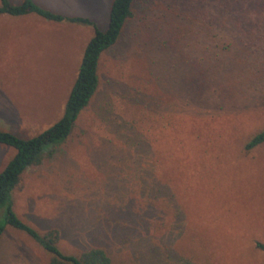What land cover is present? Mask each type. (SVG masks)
<instances>
[{"label":"rangeland","instance_id":"obj_1","mask_svg":"<svg viewBox=\"0 0 264 264\" xmlns=\"http://www.w3.org/2000/svg\"><path fill=\"white\" fill-rule=\"evenodd\" d=\"M33 1L92 25L0 21V131L19 138L61 117L111 3ZM97 77L68 138L20 175L17 218L111 264H264V143L244 150L264 129V0H134ZM13 154L0 145V171ZM49 258L3 229L0 264Z\"/></svg>","mask_w":264,"mask_h":264},{"label":"trees","instance_id":"obj_2","mask_svg":"<svg viewBox=\"0 0 264 264\" xmlns=\"http://www.w3.org/2000/svg\"><path fill=\"white\" fill-rule=\"evenodd\" d=\"M134 0H111L106 28L100 32L95 30L86 44L77 75L64 103L61 117L49 128L30 138H19L9 132L0 131V145L14 151L12 158L0 171V235L5 227L24 233L34 241L50 258L48 264H111L106 252L100 247H91L77 255H63L56 248L59 234L49 230L38 234L23 223L12 210L11 191L17 185L20 175L30 166L38 165L44 153L62 144L70 135L74 122L95 93L98 86L97 66L101 54L115 45L121 35ZM23 16L35 14L40 18L60 23L67 22L91 26L87 19L65 17L38 7L32 0H22L19 4H10L8 0H0V15ZM264 143V129L252 136L244 145L248 151ZM126 227H121L124 231ZM146 241V240H145ZM147 250L151 257L159 255L156 243H148ZM255 248L264 254V245L255 243Z\"/></svg>","mask_w":264,"mask_h":264},{"label":"crops","instance_id":"obj_3","mask_svg":"<svg viewBox=\"0 0 264 264\" xmlns=\"http://www.w3.org/2000/svg\"><path fill=\"white\" fill-rule=\"evenodd\" d=\"M9 1V0H8ZM32 2H34L33 0H32ZM35 3V2H34ZM11 4V3H10ZM36 4V3H35ZM37 6H38V4H36ZM38 7H40V6H38ZM41 8V7H40ZM41 9H43V10H47L46 8H41ZM48 11V10H47ZM55 14V13H54ZM58 15H60V14H58ZM31 16H35L36 18H39V19H37V21H36V23H38V25L39 24H42V23H45V21L46 20H44V19H42V18H40L39 16H37V15H35V14H27V15H23V16H17V17H14V16H8V15H5V14H2V15H0V21H3L2 23H13V22H15V23H21V22H27L28 20H36V19H33V18H31ZM9 17H11V18H17V19H11V18H9ZM65 17H68V16H65ZM39 22H41V23H39ZM47 22H50V21H47Z\"/></svg>","mask_w":264,"mask_h":264}]
</instances>
